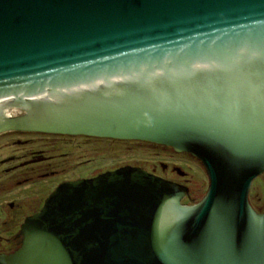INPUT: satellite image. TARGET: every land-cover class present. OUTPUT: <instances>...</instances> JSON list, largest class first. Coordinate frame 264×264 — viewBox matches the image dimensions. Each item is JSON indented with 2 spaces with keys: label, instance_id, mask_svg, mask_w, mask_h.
Here are the masks:
<instances>
[{
  "label": "water",
  "instance_id": "1",
  "mask_svg": "<svg viewBox=\"0 0 264 264\" xmlns=\"http://www.w3.org/2000/svg\"><path fill=\"white\" fill-rule=\"evenodd\" d=\"M13 130L171 147L209 184L183 205L137 166L63 182L0 264H264V0H0Z\"/></svg>",
  "mask_w": 264,
  "mask_h": 264
},
{
  "label": "flooded vegetation",
  "instance_id": "2",
  "mask_svg": "<svg viewBox=\"0 0 264 264\" xmlns=\"http://www.w3.org/2000/svg\"><path fill=\"white\" fill-rule=\"evenodd\" d=\"M7 133V132H5ZM1 133V134H5ZM8 133H16L20 135H32L38 137L36 141L28 138L25 141L17 140L11 143L6 161L0 160V168L3 163H9L7 168H1L0 175L7 173L9 178L5 182H0V255L8 254L15 251L20 245L22 235L20 227L24 220L39 212L43 208V204L47 196L61 183L73 181L81 178L94 177L99 173L107 170H114L124 165L140 167L149 173L159 176L163 179L177 183L183 187L179 201L183 205H193L199 202L205 195L209 180L205 168L202 163L191 156L189 153L177 152L171 147H165L158 144H152L141 141H132L139 147H148L155 150L157 155H162L164 160L150 162L148 164H116L107 169L100 170L93 174H83L77 177H62L67 172V152H58L61 144L58 138H67L70 140L84 138L89 140H105L103 138L85 137V136H66L43 134L42 132H26V131H9ZM0 134V135H1ZM46 137V138H43ZM50 140V141H43ZM108 142L124 143L126 140L106 139ZM61 141V140H60ZM24 144V145H19ZM22 146L19 151L15 146ZM70 158V157H69ZM89 163V162H88ZM187 168L184 170L183 165ZM55 167V168H54ZM54 168V169H52ZM199 171L206 178V191L203 196L197 200L196 191L191 187L193 180L188 177L189 170ZM54 184L47 188V184ZM24 188V189H22ZM193 190V191H192ZM248 201L257 214H264V170L253 180L248 192Z\"/></svg>",
  "mask_w": 264,
  "mask_h": 264
},
{
  "label": "rangeland",
  "instance_id": "3",
  "mask_svg": "<svg viewBox=\"0 0 264 264\" xmlns=\"http://www.w3.org/2000/svg\"><path fill=\"white\" fill-rule=\"evenodd\" d=\"M28 138H32L33 141H36L38 137L32 135H20L16 133H7L0 135V160L6 161V157L9 154L10 145L12 146L15 141H25ZM46 138V137H43ZM59 144H61V149L56 153L67 152L68 162L67 165L61 167H68L67 172L62 175V177H77L83 174H93L100 170L107 169L116 164H148L150 162H157L159 160H164L162 155H157L155 150L148 147H139L132 141H127L124 143L119 142H108V140H87L84 138L77 139H67V138H58ZM29 140V139H28ZM43 141H50L45 140ZM12 143V144H11ZM24 145V144H19ZM19 151L23 148L22 146H15ZM70 157V158H69ZM89 162V163H88ZM9 163H3L2 169L7 168ZM183 165V164H182ZM0 168V170H1ZM55 168V167H54ZM52 168V169H54ZM184 170L187 171V167L183 165ZM189 170V169H188ZM189 170V176L193 182L191 187L196 191L197 200L200 199L206 191V178L202 172ZM9 176L7 173L0 175V182H5ZM60 178H53L49 181L59 180ZM54 184L53 182L47 184V188H50V185ZM24 189V188H22ZM193 191V190H192Z\"/></svg>",
  "mask_w": 264,
  "mask_h": 264
}]
</instances>
